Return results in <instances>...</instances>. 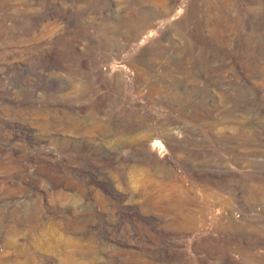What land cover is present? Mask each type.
Returning a JSON list of instances; mask_svg holds the SVG:
<instances>
[{
  "label": "rangeland",
  "instance_id": "rangeland-1",
  "mask_svg": "<svg viewBox=\"0 0 264 264\" xmlns=\"http://www.w3.org/2000/svg\"><path fill=\"white\" fill-rule=\"evenodd\" d=\"M0 264H264V0H0Z\"/></svg>",
  "mask_w": 264,
  "mask_h": 264
}]
</instances>
